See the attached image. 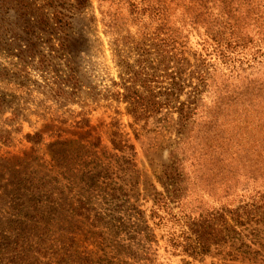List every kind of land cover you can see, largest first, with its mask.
<instances>
[{"label":"trees","instance_id":"trees-1","mask_svg":"<svg viewBox=\"0 0 264 264\" xmlns=\"http://www.w3.org/2000/svg\"><path fill=\"white\" fill-rule=\"evenodd\" d=\"M121 1L135 24L149 17L157 27L113 39L118 74L104 98L123 103L134 124L176 113L178 137L158 179L162 190L152 185L146 210L154 228L174 218L165 240L175 254L205 255L236 227L264 222V0H177L183 9L177 26L166 0ZM90 5L0 0V46L24 69L56 73L65 62L67 71L54 76L49 91L74 97L81 81L71 66L73 21ZM192 32L198 48L190 52ZM3 71L18 85L27 79L23 69ZM8 120L20 123V110ZM112 135L114 149L133 150L117 131ZM26 138L39 141L41 135ZM11 140L9 131L0 134V145ZM198 190L217 205L185 209Z\"/></svg>","mask_w":264,"mask_h":264},{"label":"rangeland","instance_id":"rangeland-1","mask_svg":"<svg viewBox=\"0 0 264 264\" xmlns=\"http://www.w3.org/2000/svg\"><path fill=\"white\" fill-rule=\"evenodd\" d=\"M166 1L176 25L181 4ZM156 27L149 17L135 24L121 0H91L73 21L71 66L81 83L71 98L49 91L54 76L67 71L65 62L56 73L24 69L1 43L0 134L9 131L12 140L0 145V264H264V222L236 227L207 254L192 257L166 243L174 218L160 228L149 219L144 198L154 185L162 190L158 179L178 137L177 115L164 111L134 124L123 103L104 95L118 74L113 39ZM196 48L192 32L190 52ZM3 69H23L27 79L18 85ZM13 109L20 123L8 120ZM114 131L133 150L114 149ZM36 133L39 141L26 138ZM198 192L185 209L217 205Z\"/></svg>","mask_w":264,"mask_h":264}]
</instances>
